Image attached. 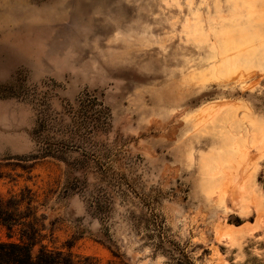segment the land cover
Segmentation results:
<instances>
[{
	"label": "rangeland",
	"instance_id": "1",
	"mask_svg": "<svg viewBox=\"0 0 264 264\" xmlns=\"http://www.w3.org/2000/svg\"><path fill=\"white\" fill-rule=\"evenodd\" d=\"M86 93L111 115L96 139L172 245L192 264H264V0H0V194L32 190L49 249L176 264L120 199L102 240L63 193L65 164L38 158L69 141Z\"/></svg>",
	"mask_w": 264,
	"mask_h": 264
},
{
	"label": "trees",
	"instance_id": "2",
	"mask_svg": "<svg viewBox=\"0 0 264 264\" xmlns=\"http://www.w3.org/2000/svg\"><path fill=\"white\" fill-rule=\"evenodd\" d=\"M67 112L75 120L68 131L69 141L45 142L38 157L65 164L63 193L82 197L87 212L101 225L102 240L110 241L107 238L109 225L116 200L120 199L122 205L129 208L127 221L137 234L144 229L145 238L153 243L155 250L167 253L176 264H192L183 250L164 237L163 225L153 204L148 202L142 207L144 211L140 210V193L129 178L114 167L120 161L118 154L96 139L110 128L109 110L98 98L86 93L76 99V107H70ZM66 151L77 152L78 158L70 162L64 158ZM44 221L35 194L29 188L7 196L0 194V234L4 237H0V264H91L88 258L76 259L44 245Z\"/></svg>",
	"mask_w": 264,
	"mask_h": 264
}]
</instances>
